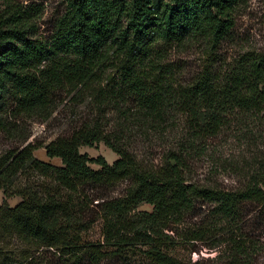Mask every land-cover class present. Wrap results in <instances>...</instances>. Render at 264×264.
I'll return each instance as SVG.
<instances>
[{
	"label": "trees",
	"instance_id": "trees-1",
	"mask_svg": "<svg viewBox=\"0 0 264 264\" xmlns=\"http://www.w3.org/2000/svg\"><path fill=\"white\" fill-rule=\"evenodd\" d=\"M0 1V134L9 131L7 112L44 115L52 95L64 88L91 94L102 118L118 113L121 121L156 132L181 119L186 132L155 169L143 167L117 140L122 124L112 137L94 123L50 142L46 156L59 159L60 167L35 159L37 147L30 144L0 153L5 197L0 205V264H40L30 257L9 258L2 245L12 238L36 249H56L60 264H99L110 254L138 264H191L181 257L182 250L211 230L175 229L177 239L164 231L183 224L201 203L212 206L218 220L214 226L224 227L229 264L249 260L245 241L238 238L244 236L238 234L241 212L253 204L264 216V166L236 190L186 177L187 157L197 142L216 137L236 112L264 109V52L214 68L217 48L233 29L241 0H65L48 37L36 34L35 4ZM193 42H204L206 61L183 84L164 62V53L171 45ZM130 104L133 113L127 114ZM100 142L118 156L112 164L79 152ZM31 176L42 181L32 183ZM123 181L129 182L124 195L103 205L102 245L83 242L76 228L82 189ZM14 195L21 201L10 207L6 199ZM141 204L152 212L136 213Z\"/></svg>",
	"mask_w": 264,
	"mask_h": 264
},
{
	"label": "rangeland",
	"instance_id": "rangeland-1",
	"mask_svg": "<svg viewBox=\"0 0 264 264\" xmlns=\"http://www.w3.org/2000/svg\"><path fill=\"white\" fill-rule=\"evenodd\" d=\"M19 4L29 6L35 4L38 9L36 34L48 37L55 20L65 9V0H15ZM2 10L0 1V12ZM235 25L230 34L217 48L214 68L224 69L247 53L264 52V0H241L234 15ZM204 42H193L189 45H171L166 47L164 62L169 64L178 81L189 84L201 71L206 61ZM76 93V94H75ZM126 108V107H125ZM124 109V108H123ZM126 110L133 113L132 104ZM172 114L174 110L171 109ZM10 112V111H9ZM101 119V120H100ZM97 120V121H96ZM120 115L107 112L102 118L94 106L93 98L88 93H77L71 88L57 90L51 97L47 112L44 115L26 114L11 115L7 112L6 121L9 126L7 133L0 134V153L7 150L21 149L28 144L37 147L33 152L35 159L60 167L59 159L46 156L45 147L57 138L68 137L74 130L84 125L99 123L105 135H117L120 124L121 135H117L120 144L137 157L145 168L155 169L162 165L168 151L175 149L186 138L183 121L167 122L157 132L145 129L134 121H121ZM81 154L90 159L102 157L112 164L118 156L102 142L92 147L82 146ZM187 157L189 170L186 172L188 181L199 184H210L224 190L241 188L244 179L257 169L264 166V109L258 113L232 114L220 133L206 142H197L196 147ZM90 167L97 170L96 165ZM32 183L41 182L31 176ZM23 179H26L24 176ZM129 187L123 181L108 187H85L78 196L82 205L77 211L80 236L83 242L98 245L104 240V203L120 198ZM5 200L0 190V205ZM21 201L19 196L6 199L10 207ZM135 212H152V207L141 204ZM240 222L249 260L242 264H264V216L255 205H246L241 212ZM220 222V220H219ZM218 220L212 214V206L201 203L195 207L194 213L187 216L183 224L170 226L172 232L165 230L166 235L177 239L175 229H210L201 241L192 242L189 250L183 249L181 257L191 264H229L230 245L224 227L214 226ZM215 227V228H214ZM214 229V230H213ZM208 230V231H210ZM2 249L14 261L30 257L40 264H60L59 252L56 249L29 247L22 240L12 238L4 242ZM99 264H138L125 262L113 254L100 260Z\"/></svg>",
	"mask_w": 264,
	"mask_h": 264
}]
</instances>
